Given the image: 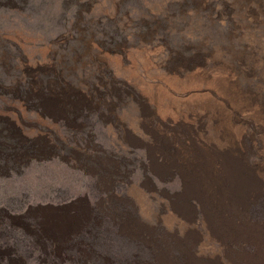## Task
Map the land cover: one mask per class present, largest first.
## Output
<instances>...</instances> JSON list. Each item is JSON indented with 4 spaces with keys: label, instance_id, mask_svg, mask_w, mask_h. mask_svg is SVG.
<instances>
[{
    "label": "rangeland",
    "instance_id": "obj_1",
    "mask_svg": "<svg viewBox=\"0 0 264 264\" xmlns=\"http://www.w3.org/2000/svg\"><path fill=\"white\" fill-rule=\"evenodd\" d=\"M224 74L264 101V0H0V264H264L259 124L193 183Z\"/></svg>",
    "mask_w": 264,
    "mask_h": 264
},
{
    "label": "bare ground",
    "instance_id": "obj_2",
    "mask_svg": "<svg viewBox=\"0 0 264 264\" xmlns=\"http://www.w3.org/2000/svg\"><path fill=\"white\" fill-rule=\"evenodd\" d=\"M215 82L214 92L220 97L221 102L212 108L213 121L216 122L219 132L229 136V141L223 144L208 141L206 145L199 148L200 156L190 164L192 177L197 185L195 182L193 183L204 195V198L216 206L228 207L231 201V188L226 175V172L229 171L225 165L227 154L238 159L244 158L242 134L233 131V120L237 116L242 117L243 124L252 120L261 128L260 146L258 147L261 161L246 170L250 176L244 177L243 183L251 182L264 185V101L261 100L259 90L245 89L235 75H221L215 78ZM242 166L245 167L244 164ZM206 245V243L200 244L201 248ZM200 254L199 257H209L215 264H220L217 252L212 253L211 256L205 252ZM197 264L207 263L200 258L197 260Z\"/></svg>",
    "mask_w": 264,
    "mask_h": 264
}]
</instances>
